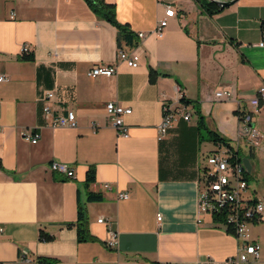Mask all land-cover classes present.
<instances>
[{"label": "crops", "instance_id": "1", "mask_svg": "<svg viewBox=\"0 0 264 264\" xmlns=\"http://www.w3.org/2000/svg\"><path fill=\"white\" fill-rule=\"evenodd\" d=\"M103 1L127 23L131 44H118L117 28L88 0H0V74L9 76L0 83V263L40 264L43 256L54 264H224L240 240L209 214L198 216L205 158L218 146L197 118L247 153L240 118L264 86V0H237L212 14L198 0ZM166 6L175 14L159 37L151 31ZM120 48L139 56L136 67L118 58ZM95 64L116 72L87 76ZM178 88L191 117H177L158 139L162 101H177ZM218 89L233 97L215 98ZM108 101L131 108L126 136L111 126ZM45 102L54 115L72 110L76 127H53ZM250 124L264 135V99ZM256 150L264 157L253 149L251 172ZM51 162L69 165L74 177L51 171ZM89 168L95 183L113 189L87 183ZM89 192L100 199L88 200ZM244 195L256 197L248 187ZM78 211L92 236L85 241L77 239ZM99 217L117 231L114 246ZM249 233L264 255V221Z\"/></svg>", "mask_w": 264, "mask_h": 264}, {"label": "built area", "instance_id": "2", "mask_svg": "<svg viewBox=\"0 0 264 264\" xmlns=\"http://www.w3.org/2000/svg\"><path fill=\"white\" fill-rule=\"evenodd\" d=\"M174 12L171 6H166L163 17L158 20L151 32L159 37L162 36L163 28L167 25L168 18L173 16ZM146 34L143 31L137 33L140 38ZM258 45L264 46V41H260ZM20 51L21 54H27L29 52L28 46L23 44ZM118 58L126 62L129 67H136L139 61V56L134 51L125 49L118 50ZM115 72L116 68L114 65L95 64L86 71V75L89 77L111 76ZM8 79V75L0 74V83ZM177 92V101H162V118L157 127L158 139L164 138L177 117L186 121L191 117V112L187 109V105L180 100L182 94L179 88ZM53 95L52 91H48L43 97L49 100ZM214 97L220 100H230L233 95L230 90L218 89L214 92ZM262 99H264V86H260L256 94L250 98V109L245 111L240 118V130L246 136L248 145L253 148H260L264 152V135L250 124L252 115L258 112L260 100ZM105 109L111 126L120 135L126 136L127 127L124 122V116L131 113V108L114 101H108L105 104ZM42 111L45 115H51L53 127L73 128L77 125L75 114L70 109H67L65 113L54 115L49 104L45 102ZM29 139L32 143L36 142L35 137H30ZM205 162V183L198 191L197 196L198 216L203 214H209L212 218L215 215L221 216L223 221L215 222L223 225L240 240L236 254L226 258L224 264H264L261 245L251 240L249 233V225L252 222L264 221V192L254 195L256 197H246L244 195L248 187L247 180L244 177L245 168L243 164H231L222 147L218 146L213 153L207 155ZM49 169L64 174L68 178L74 177L73 169L64 163L51 162ZM91 183L93 186L98 185L99 188L105 190L113 189V186L107 182L97 184L92 181ZM116 193L118 198L128 197L126 192L117 191ZM160 217L161 215L158 214L157 218L160 219ZM97 222L106 226V244L114 246L117 243V231L111 226V221L107 218L99 217ZM2 231L3 228L0 226V233Z\"/></svg>", "mask_w": 264, "mask_h": 264}, {"label": "trees", "instance_id": "3", "mask_svg": "<svg viewBox=\"0 0 264 264\" xmlns=\"http://www.w3.org/2000/svg\"><path fill=\"white\" fill-rule=\"evenodd\" d=\"M88 1L92 5L95 12L98 13L99 16H101L102 18H104L105 20H107L109 23H111L117 28V41L119 45L121 41L125 42L126 44L132 43L131 41L133 34L130 31L127 23H121L116 19L115 9L113 4L106 3L103 0H98L96 3H94L92 0H88ZM198 2L200 7L209 14L220 11L224 8L218 6L216 3H214L211 0H198ZM150 74L153 75L151 72ZM180 100L185 104H187L188 102L187 99L183 97V95L180 98ZM196 113H199L198 108H196ZM197 126L198 128H201L203 130L204 134L207 136L209 140H211L217 146L223 148L231 164H243L242 163L243 157H246L248 159L252 157L253 149H254L252 146L250 145L248 146L247 153L244 155L241 152L240 148L232 146L227 139L220 136L216 131L208 128L204 121L203 116H201L200 114H198ZM250 175H251V171L248 172L247 170L244 169V177L247 181ZM93 178H94V170L93 168H89V170L87 171L86 182L90 184L92 181H94ZM87 199L90 201H97L100 199V195L94 192H89ZM213 220L216 222H221L223 221V218H221V216L219 215H215V217H213ZM76 231H77L78 241H85L87 239L92 238V236L88 233L86 220L81 211H78ZM39 238L42 240H50L52 236L40 231ZM36 259L40 264H54V259L52 258L37 256Z\"/></svg>", "mask_w": 264, "mask_h": 264}, {"label": "rangeland", "instance_id": "4", "mask_svg": "<svg viewBox=\"0 0 264 264\" xmlns=\"http://www.w3.org/2000/svg\"><path fill=\"white\" fill-rule=\"evenodd\" d=\"M252 163L254 170L248 179V191L252 195H255L264 192V176L262 175L264 173V157L259 150H256L255 157L252 158Z\"/></svg>", "mask_w": 264, "mask_h": 264}, {"label": "water", "instance_id": "5", "mask_svg": "<svg viewBox=\"0 0 264 264\" xmlns=\"http://www.w3.org/2000/svg\"><path fill=\"white\" fill-rule=\"evenodd\" d=\"M211 1H213L214 3H216L220 7H227V6L235 3L237 0H211ZM242 163H243V166H244L245 170H247L248 172H250V170H251V164H250L248 158L243 157L242 158Z\"/></svg>", "mask_w": 264, "mask_h": 264}]
</instances>
